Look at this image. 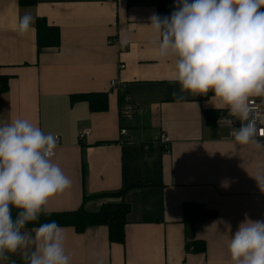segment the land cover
Masks as SVG:
<instances>
[{"label":"crops","instance_id":"crops-1","mask_svg":"<svg viewBox=\"0 0 264 264\" xmlns=\"http://www.w3.org/2000/svg\"><path fill=\"white\" fill-rule=\"evenodd\" d=\"M175 4L36 0L20 5L19 0H0V74L9 80L8 91L0 92V125L27 119L45 134L58 136L53 161L72 181L46 211H74L86 195L122 190L130 207L123 245L110 243L103 226L82 234L64 228L72 264H231L230 235L246 216L264 220V192L253 178L264 174V150L234 146L222 119L228 113L218 110L211 97L184 93L177 102L172 95L180 91L172 79L174 66L159 60L148 44L150 31L144 25L153 14L172 13ZM25 13L35 23L21 37L16 27ZM38 19L60 29L59 47L38 52ZM112 81L119 87L113 88ZM120 91L127 93L134 111L127 121L120 115ZM85 93L108 94L107 112L71 102L72 95ZM206 110L218 114L216 125H207ZM81 131L88 133L81 138ZM161 133L170 139L168 151L153 143ZM112 200L90 199L85 208L98 211ZM185 203L202 204L217 216L187 229ZM194 241L205 243L204 254L187 251ZM10 255L24 264L22 252Z\"/></svg>","mask_w":264,"mask_h":264},{"label":"clouds","instance_id":"clouds-1","mask_svg":"<svg viewBox=\"0 0 264 264\" xmlns=\"http://www.w3.org/2000/svg\"><path fill=\"white\" fill-rule=\"evenodd\" d=\"M264 0H176L170 16L153 14L144 25L149 46L161 61L173 64L172 95H213L222 118L232 126L234 146L264 150ZM30 13L18 17L21 37L33 30ZM127 40L122 41L126 44ZM260 98L261 105L253 103ZM232 118V119H229ZM59 137L21 118L0 125V264H16L10 254L22 252L24 264H72L67 234L55 220L39 221L49 202L71 188L72 181L53 161ZM253 178L264 192V174ZM13 209L16 216L13 217ZM231 264H264V220L245 217L230 235Z\"/></svg>","mask_w":264,"mask_h":264},{"label":"trees","instance_id":"trees-1","mask_svg":"<svg viewBox=\"0 0 264 264\" xmlns=\"http://www.w3.org/2000/svg\"><path fill=\"white\" fill-rule=\"evenodd\" d=\"M20 5H32L36 0H19ZM170 12L161 14L160 17L170 16ZM36 44L38 52L57 48L60 46V29L55 26H50L45 19H38L36 25ZM8 77L0 74V92L8 91ZM213 95L209 92L207 96H201V99L210 98ZM127 97L125 91L119 95V104L122 107L124 99ZM72 103L86 102L89 105L91 112H107L109 107L108 94L106 93H85L76 94L71 97ZM121 115V112H120ZM218 114L215 111H205V121L207 125H216ZM125 190L116 193H103L94 196H84L83 204L80 208L74 211L64 212H48L42 214L39 221L27 225L28 229L38 226L39 223L55 220L63 228H73L78 234L84 233L88 228L106 227L108 229V238L110 243L123 245L125 243V226L127 224L130 207L123 201ZM113 199L111 202H106L101 205L98 211H89L85 208V204L90 199L99 198ZM114 199H120L116 201ZM13 217L16 216V210L13 209ZM217 213L214 210L206 208L198 203H185L183 206V224L189 229L196 224L205 223L208 220L216 218ZM187 251L192 250L196 253L204 254L206 246L203 241H194L191 245H187Z\"/></svg>","mask_w":264,"mask_h":264},{"label":"built area","instance_id":"built-area-1","mask_svg":"<svg viewBox=\"0 0 264 264\" xmlns=\"http://www.w3.org/2000/svg\"><path fill=\"white\" fill-rule=\"evenodd\" d=\"M121 68H124V66H122ZM110 85L113 88H118L119 87L118 83H116L115 81H112ZM253 103L256 104V105H260V103L257 100H255V99L253 100ZM133 112H134L133 108L128 103V98L125 97L124 103H123V105L121 107V119L124 120V121L125 120L126 121L130 120L132 118V116H133ZM240 126H241V122L240 121L232 122V126L229 125V127H230V137H231L232 127L238 129ZM258 127H264V125H258ZM86 133H88V132L87 131H81L80 132V137L83 138ZM121 134L122 135H127L128 134L127 129L122 128ZM257 139L261 140V141H264V137H257ZM153 143L162 144L167 151L169 150L170 139H169L168 135L165 134V133H161L157 138L154 139ZM144 148H145L146 151H148L151 148V144L145 145Z\"/></svg>","mask_w":264,"mask_h":264}]
</instances>
